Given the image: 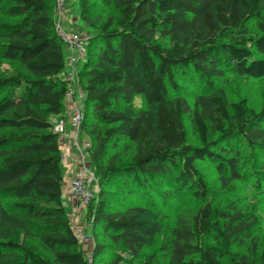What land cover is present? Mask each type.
Here are the masks:
<instances>
[{"label":"trees","instance_id":"16d2710c","mask_svg":"<svg viewBox=\"0 0 264 264\" xmlns=\"http://www.w3.org/2000/svg\"><path fill=\"white\" fill-rule=\"evenodd\" d=\"M79 1L92 35L78 74L91 163L102 180L118 178L128 197L142 201L112 213L99 193L88 208L92 223L120 249L106 264L142 256L156 235L146 207L150 192L183 179L200 206L178 214L163 255L146 254L141 264H220L259 220L231 206L214 222L195 163L216 160L227 186L245 179L244 149L264 159V107L228 102L217 87L228 74L264 78V0H103L115 11L106 18H91L88 0ZM54 14L55 0H0V17L15 20L0 21V61L17 68L0 72V264H88L62 200L54 122L66 108L65 52ZM137 97L143 106H135ZM185 116L199 147L187 142ZM119 150L129 153L123 168ZM212 233L215 245L201 244ZM249 242L231 264H264V242ZM105 245L94 244L92 262Z\"/></svg>","mask_w":264,"mask_h":264},{"label":"rangeland","instance_id":"374dc122","mask_svg":"<svg viewBox=\"0 0 264 264\" xmlns=\"http://www.w3.org/2000/svg\"><path fill=\"white\" fill-rule=\"evenodd\" d=\"M102 1L103 0H88V11L91 18H106L109 15L115 14L112 5L105 6ZM63 5L64 11L61 15L63 26L67 30L73 31L77 34L83 32L91 34V31L85 27L80 17L81 1L72 3L70 0H63ZM0 21L3 23L15 22V20L3 19L2 17H0ZM92 51L93 49L91 48L90 55H92ZM16 69L17 68L14 64L7 61H0V72L2 74L11 75ZM217 87L228 102H237L245 99L249 107L257 112L264 107V78L250 79L228 74ZM143 105V100L140 97H137L135 99V106L141 107ZM183 124L186 130L188 144L193 147H199L200 141L198 134L192 127L188 116L183 118ZM87 130H89V124L85 126V132L81 131L80 143L83 145L84 142L87 141ZM87 142H89V140ZM242 148L243 146L239 145V149ZM243 152L241 170L245 173V179L242 181H233L227 186H223L220 181V175L217 171L218 162L216 160L197 161L195 163V169L197 170L198 176L205 182L210 193L209 198L213 205L214 222L220 221L218 218V213L220 211L231 206H236L243 213L248 216H256L259 220L257 226H255L250 232L248 238L240 237L232 244L229 254L224 255L219 259L220 264H231L230 260L234 253H247L250 245V238L256 240L258 243L264 242V159L259 154L250 155L246 149H244ZM84 153V162L93 177V182H91L92 185L90 186L91 208L97 201L99 193L103 194L107 212L114 213L125 211L131 206L142 202L135 196L128 197L125 193L126 189L121 188L118 178L116 180L118 182L113 179L102 180L91 163L89 151H84ZM118 153L120 154V166L123 168L129 164V153L122 150H119ZM77 163V169H79L80 164L82 163L81 155H78ZM66 167L67 166L65 165L61 166L63 176ZM70 182L67 183V185H69ZM123 190L125 192H123ZM186 190L187 180L183 179L179 184L171 185V183H169L164 187L157 186L150 192L151 195L149 199L146 200V207L148 209L150 222L156 228V235L150 240L140 258L131 260L129 256H125L126 263L123 264H128L130 262L141 264L146 254L155 253L159 256L163 255L162 252L167 230L172 226L177 215L181 212L188 213L194 211L200 206L199 202L187 194ZM166 192L171 194L170 198L163 196V193ZM62 200L66 212H70L71 208L66 202L65 194H63ZM72 203L73 212L68 215L70 227L87 257L88 264H106L116 255H120L119 247L111 244V242L103 236L101 226L92 223L93 218L90 217L91 208L84 210L81 209L76 202ZM213 235L214 234L212 233L210 238L201 240V244L207 245L210 243L214 246ZM80 236H87L89 240H82ZM95 243L106 244V249L92 262L91 254ZM39 252L45 258L49 259L47 253L42 250H39Z\"/></svg>","mask_w":264,"mask_h":264},{"label":"built area","instance_id":"2783aa9c","mask_svg":"<svg viewBox=\"0 0 264 264\" xmlns=\"http://www.w3.org/2000/svg\"><path fill=\"white\" fill-rule=\"evenodd\" d=\"M76 3L79 0H70ZM64 11L63 0H55L54 24L58 38L62 42L65 52V70L63 81L66 84L65 112L63 118L54 122V132L58 135V144L61 152V164L65 165L71 159V151L75 150L81 155L82 163L78 171L73 174L68 185V194L73 202L81 209H88L91 203L90 186L93 182L92 174L84 162V151L90 149L89 142L80 143L82 124L86 117L85 100L86 92L79 84V68L86 60V48L92 38L90 33L77 34L67 31L61 21ZM69 124V131L66 126ZM68 142L69 148H64ZM76 237V236H75ZM82 240L88 241L87 236H80ZM77 239V238H76Z\"/></svg>","mask_w":264,"mask_h":264},{"label":"crops","instance_id":"0c3cea01","mask_svg":"<svg viewBox=\"0 0 264 264\" xmlns=\"http://www.w3.org/2000/svg\"><path fill=\"white\" fill-rule=\"evenodd\" d=\"M67 31H69V30H67ZM70 32H73V31H70ZM83 33H88V32H83ZM66 129H67V131H69V129H70L69 124H67ZM83 140H86V139H83ZM87 141H88V138H87ZM86 142H84V143H86ZM67 147L69 148V144H68V142H65L64 143V148H67ZM78 155L79 154H78L77 151L72 150L71 151V158L72 159H71V161L69 160L70 161L69 163L65 164V166H67V167L65 168V172H64V178L65 179H64L63 194H65L66 202L69 205V207L71 208L70 212H67L68 215L73 212V203H72L73 201L71 200V198H70V196L68 194V189H67L68 185H67V183H69L71 181V179L73 177L72 173H76L78 171V169H77V166H78V163H77L78 162ZM63 204H64V202H63Z\"/></svg>","mask_w":264,"mask_h":264}]
</instances>
